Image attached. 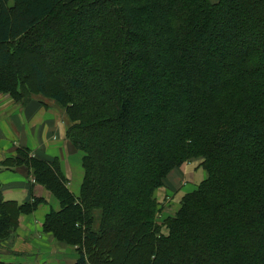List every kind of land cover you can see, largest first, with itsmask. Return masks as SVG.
<instances>
[{
	"label": "trees",
	"instance_id": "16d2710c",
	"mask_svg": "<svg viewBox=\"0 0 264 264\" xmlns=\"http://www.w3.org/2000/svg\"><path fill=\"white\" fill-rule=\"evenodd\" d=\"M77 1L81 0L67 3L64 0H0V68L32 52L34 48H27V41L36 37L42 39L44 33L43 39L55 44L62 29L53 24L54 21L38 27L50 19L57 8L78 14L91 9L96 13L102 11V19L109 25L101 32L102 36L110 35L109 39L99 40L96 37L99 35L85 38L82 45L89 50H84L79 57L81 65L77 70L80 75L88 67L94 84H109L107 97L96 87L85 88L78 76H69L70 69L64 71V79L56 77L59 85L53 86L50 93L49 77L35 62L31 66L35 87L29 82V71L22 68H16L9 79L0 77V91L8 92L17 100L33 94L64 105L71 119L78 121L67 130V138L74 143L72 130L82 135V147L79 146L86 155L82 159L84 177L77 196L66 187L57 159H38L30 156L26 148H21L19 156L10 160L13 167L27 168L34 180L44 184L60 201V209L50 210L45 216L43 228L52 231L60 240L79 245L80 252L74 264H99L96 260L102 264H116V258L107 256L108 249H101L104 239L112 238L114 233L128 236L132 227L141 232L137 252L142 257L135 264H264V131L261 132L263 136H257L256 142L246 144L243 151L240 146L238 149L240 139L232 145L227 142L231 133L236 136L250 129L246 124L243 128L242 122L262 124L259 130H264V53L251 50L240 53L233 39L238 36L240 26V31L258 32L264 41V0H250L263 11V16L259 19L250 13L246 15L244 19L249 28L242 24L241 12L235 10L236 5L246 0H82L71 4ZM250 1L247 10L251 11L253 3ZM79 7L82 8L79 10ZM146 9L150 13H145L148 23L145 27H152L140 29L136 34L130 26L134 28L136 17ZM111 15L113 22L108 20ZM95 16L90 13L88 18ZM207 24L210 32L207 36L201 35ZM230 26L234 31L227 33ZM157 35L159 39L154 41ZM93 42L102 43V48L93 50ZM73 46L76 48L78 44L73 41ZM206 49L212 50V55L202 57ZM239 53L242 56L236 60ZM64 56L67 58L69 52ZM196 56L205 58L216 68L214 81L218 83H213L212 79L213 86L206 84L212 87L213 93L201 105L181 109L173 88L185 95L197 81L191 80L185 90L189 74L179 63L192 64ZM100 61L105 71L98 73L94 66ZM166 62H173L175 67ZM153 82L163 86L154 100L153 95L148 94ZM81 88L85 91L81 99H65L68 89L78 92ZM93 96L102 99L95 102ZM156 105L179 121L178 126L169 127L172 135H166L159 157L144 165L137 164L138 168H128L130 172L126 175H121L113 160L110 164L100 161V154L108 148L112 138H116V150L118 142L122 143L119 146L122 155L126 152L123 143L141 146L144 136L137 133L131 138L128 122L140 117L141 124L145 125L144 132L149 131L153 124L150 123L151 112L159 114ZM157 122L162 130L161 121ZM103 129L107 131L106 137L101 133ZM215 133L220 135L212 139ZM101 136L100 149L95 148L92 141ZM116 153L113 150L110 156L115 159ZM196 155L203 157L206 177L184 196L176 215L168 218L167 234L157 233L151 209L152 193L174 166ZM140 174L146 182L139 178ZM43 175L48 179H43ZM132 175H137L138 181L134 182ZM127 183L137 188L131 197L123 195V198L120 193L128 190ZM120 200H124L123 204ZM40 201L39 197L21 203L5 201L0 192V240L8 238L14 230L19 213H31ZM93 202L103 209V223H106L98 234L78 223L83 219V204ZM120 208L129 222L120 223L114 230L121 222L117 220L114 224L113 221ZM59 219L68 225L67 230L61 228ZM252 228L256 230V240L251 235ZM82 238L87 242H79ZM185 241L191 245H185ZM197 244L201 247L197 248ZM224 250L229 256L222 254Z\"/></svg>",
	"mask_w": 264,
	"mask_h": 264
},
{
	"label": "rangeland",
	"instance_id": "374dc122",
	"mask_svg": "<svg viewBox=\"0 0 264 264\" xmlns=\"http://www.w3.org/2000/svg\"><path fill=\"white\" fill-rule=\"evenodd\" d=\"M70 1H74V0H64L65 3L70 2ZM82 1V0H81ZM81 1H77L71 4H75ZM249 1L250 0H246L245 2L242 1V4H238L235 6V10L237 9V11L241 12L242 14V20L245 27L249 28V23L248 21H246L244 19V17H246V15L249 16L250 15L254 16L256 15V18H261L263 16V11L258 7V5H256L254 2H252L253 4V8H251L250 10H247L249 5ZM80 6V5H78ZM82 7H79V10ZM76 11V10H75ZM140 11V10H139ZM150 13L149 9H146L145 11H141L140 14H138V16L136 17V21H135V26L134 28L132 26H130L131 30L135 31L136 34H139L141 32V30L146 29V28H151L152 26L150 25L149 27H145L146 24L148 25V23L146 22V15L145 13ZM90 13L95 14L96 16L89 19L88 15ZM155 15V14H154ZM112 16V15H111ZM114 17H108L109 22H113ZM50 21H54L53 24L58 25V27L60 29H62L58 36L55 39V44L51 45L50 42L48 43V41L43 38H45V33L41 35L42 39L39 38H35L34 40H28L27 41V48H34L32 52H28L25 53L24 56L20 55V57L18 56V60L19 61H11L8 65L3 66L0 68V77H5V78H10V75L12 74V72L15 71L16 68H22V70H27L29 71V82L31 84L32 87H35V79H34V74H33V68L31 67L32 64L35 62L36 66L43 70L49 77V82H48V89L50 90V93L53 91V86H56L58 84V82L56 81V77H59L60 79H64V71H67L68 69L72 70V73L69 76L72 75H76L78 76V78L80 80L83 81L85 88H94L96 87L100 92H103L102 94H105V97H107V93L108 95L110 94V88H109V84L107 83H101V84H94L91 74L92 72H88V67H86L85 69H83L82 74L77 75V70L78 68H80V62H79V57H81L83 51L85 50L84 46L82 45L83 41L85 40V38H87L89 35H91V37H94L96 35V37H99V40H107L110 38V35H103L105 36V38L102 36L101 32L105 31L107 28H109V25H107L106 21H103L102 19V11L99 12H95V10H90L87 12H85L84 14H78L76 12H71L69 9H55L52 13V15L50 16V19L45 20L41 23V25L38 27H42L45 24L49 25L48 23H50ZM233 27L230 26V28L227 30V33H231L232 31H234V29H231ZM141 29V30H140ZM239 30V34L238 36L234 37V41L236 43H238L239 48H240V53L241 52H248V51H257V53L262 54L264 53V41H262V37L261 35L256 32V31H249L248 29H244L243 31H240L241 27L238 26L237 28ZM79 31V33H78ZM153 31V30H151ZM212 31H214V29H212ZM209 31V25L207 24L205 29L201 32V35H208ZM155 37V35H154ZM159 39V35H157V39L155 38L154 41ZM98 40V38L96 39ZM153 40V39H152ZM73 41H75L78 44V47L75 48V46H73ZM129 41V40H128ZM102 46V43H95L93 42L91 47H93V50H98ZM252 47L254 49H252ZM89 50V49H87ZM85 50V51H87ZM69 52V56L67 58H65L64 53ZM239 53L238 57H236V60H238L239 57H241L242 55ZM86 54V53H85ZM208 54L212 55V50L206 49L205 53L202 54V57L205 55L207 56ZM241 55V56H240ZM30 56V57H29ZM200 58L198 56H196V58L194 59V63L189 64L186 62H182L179 63V65L184 69V70H188L187 73L189 74V80L186 81L185 79V90L188 86V83L192 81H197L194 83V85L191 87V90L187 92V94L184 95V92L180 90H177L175 88H173L172 92L173 95H176L177 97H179V102H180V107L181 109H187L189 110L190 107H194L197 106V104L201 105L202 101L208 97V95L210 93H213V89L210 86H207L206 84H210V80L213 79V83H218L216 81H214L215 79H217V75H216V68L211 65L205 58ZM86 58V57H85ZM186 61V60H185ZM94 62V61H93ZM102 61H100V63H98L97 65L95 64V71L98 73L104 72L105 70L103 69L102 66ZM169 65L170 67L174 68L175 65L173 64V62H166V65ZM103 70V71H102ZM28 73V72H27ZM201 73L202 77L199 78L198 74ZM222 81V80H221ZM221 84V83H220ZM219 84V86H220ZM59 85V84H58ZM218 85V84H217ZM213 86V85H211ZM218 86V87H219ZM162 83H156L153 82L150 85L148 94L151 96L153 95V97H151L153 100L157 99V96L154 95H158L162 92ZM84 89L81 88V91L78 92H74L73 89H68L67 93L65 95V99L66 100H78L81 99L82 97V93L84 94ZM73 93V94H71ZM0 94H3L4 96H9L11 99L14 100L15 103H18L20 105H27L28 103L32 102V103H36L39 107H43L44 109L46 108H51L52 110L56 111V117H58V123L60 125H64L66 128V132L69 128H71L73 125L77 124L78 121H73L71 119V117L69 116V114H67V111L65 109V106L62 105L61 103L56 102L55 100L48 98V97H43L40 95H29V97H22L23 99H15L14 97H12L8 92H1ZM94 100L93 101H98L100 102L102 98H100L99 96H93L92 97ZM109 98V96H108ZM153 104L155 105L156 103L153 102ZM151 106H154V105ZM156 109L159 110V114L155 115V112L152 111L151 115H150V123H153L151 128H149V131H145L144 132V128L145 125L141 124V120L140 117L129 121L128 125L130 126L128 129V131L130 132V137L131 138H135L134 136L138 133L141 134V136H144V140L142 141V145L135 147V146H129L128 144H124L123 145L126 147V152L124 155H122V153H119L120 148L119 146L122 145V143L118 142L117 144V150H116V138H112L108 144V148L103 149L102 153L100 154V161L102 162H106L109 163V161L112 162H116V168L118 170L121 171V175H126L127 173H129L130 171H128V168H132L135 166L137 167V164H147V162L149 160H153L159 157L160 152L163 149V143L165 142V137L166 135L170 136V131H169V127L172 126H178V118L175 117H171L169 115H167V113L165 111H162L161 109L158 108V106H155ZM156 110V111H158ZM143 112V111H142ZM146 112V111H145ZM144 112V115H146ZM142 115V117L144 116ZM155 120V121H154ZM161 121V129H159V127L157 126L158 122L157 121ZM244 124L243 128H246L247 126H249L248 128H250L249 130L245 129V131L241 132L240 134L236 135L231 133L229 138L227 139L228 145L229 144H235L239 139H240V143L238 145V149L239 146L241 147V151H243L244 149H246V144H253L254 142L257 141V136H263V133H261L264 130H259L260 128L263 127L262 124L257 123L256 125L252 124L249 122V124L242 122ZM245 124L247 126H245ZM73 131V137L72 140L74 143H71L69 141V139L66 136V132H65V138L70 146V149L72 150V159H69V161H66V165L67 167H72V164L74 163V173L72 174V184H71V189L70 187H68V179L66 178L65 174L62 171V161L58 160V166H59V170L62 173V175L64 176V178L66 179V187L68 188L69 191H71V193L74 196H77L78 194H80V187H81V181L83 180L84 177V168L82 166L83 164V157L86 155V151H84L81 147L82 145V135L77 133L76 131ZM151 131V132H150ZM144 132V133H143ZM101 133L103 134V137H106L107 135V131H105V129L101 130ZM244 133H247V136H244ZM261 133V134H258ZM215 133V135L212 136V139L215 137H219L220 134ZM172 135V134H171ZM235 136V137H234ZM250 137L253 138V140H250ZM264 137V136H263ZM214 138V139H215ZM100 140H102V136L101 137H97L94 138L92 143L93 146L95 148L100 149ZM81 147H80V146ZM230 148H235V147H230ZM117 151L116 153V158L115 157V153L113 154V156L111 155V152ZM35 157V156H34ZM72 164H71V162ZM145 160V161H144ZM203 157L200 155H196V156H191L188 159L184 160L182 163H180L179 165L174 166L164 177L163 179V183L162 185H160L159 187H157L154 191H153V200L154 202L151 205V209H152V214H153V218L154 221H156L157 224V229L156 232L160 233V234H167L168 232V228L166 225V221L168 220V218L170 217H174L177 213V210L180 208V204L182 199L184 198V196L189 193V192H185V193H181L180 191L183 190V187L185 185H192V182H198L197 186L199 185V183L206 177V171L202 166V161ZM110 164V163H109ZM23 168V167H22ZM138 168V167H137ZM27 169V168H26ZM115 169V168H114ZM31 171V169H30ZM116 173H114L115 175ZM30 175V174H29ZM114 175L112 176V178H110L109 180H112L114 178ZM31 179L33 183H37L39 185H41L42 187H44V189H46V191H48L51 195L55 196L54 193L48 189L44 184H41L37 181L34 180V176L31 174ZM48 179V177H45L43 175V179ZM141 180H143V182H146V178L144 176H142L140 174L139 177ZM132 179L135 181H138V177L137 175H132ZM108 180V181H109ZM70 182V180H69ZM80 182V183H79ZM51 183L54 185V182L51 181ZM80 184V186H78V184ZM146 184V183H145ZM174 186H177L176 188H174ZM194 186V184H193ZM196 186V188H197ZM126 188H128V190L125 192L120 193V196H122L124 198L123 195H125L127 198L131 197L135 191L136 188L134 186V184L131 183H127ZM195 188V189H196ZM193 189V190H195ZM192 190V191H193ZM191 192V191H190ZM33 197H38V196H31L27 201H30ZM41 199V201L38 203L37 207H39V205H41L43 208H52V203H50L45 197V199H43L42 197H39ZM51 198V197H50ZM57 203L59 201L58 198H56ZM121 203L123 204L124 200H120ZM69 203H71V201H69ZM60 201H59V208H60ZM36 207V209H37ZM84 210H83V215H82V220L81 222H78L80 225L84 224V227L88 230V231H92L96 234H98L100 232V229L102 228V226L104 225L103 223V213H102V208L98 205L95 204L94 202L91 204H83ZM87 208V209H86ZM123 208V207H122ZM120 208V211L115 214L114 217V224H117V220H120L121 222H119L115 229L118 228L119 224L121 223V225H123L124 223H127L129 221H127V217L124 216L123 214V209ZM35 209V210H36ZM127 209V208H126ZM45 220V218H44ZM43 220V223H44ZM89 221V222H88ZM88 222V223H87ZM43 223H42V231L48 234V239L50 240L52 237L54 238L55 241L64 243L66 244L67 241L64 240H60L58 238H56L53 234L52 231L50 230H45L43 228ZM58 223L60 224L61 228H65L66 230L68 229V225L65 223L64 220L61 221V219L58 220ZM87 224V225H86ZM106 224V223H105ZM254 230L253 233H251V235H254V239L255 238V234H256V230L255 228H252ZM133 231V232H132ZM112 234V233H111ZM126 235V234H125ZM124 234L121 235V233L119 234H112L111 237L112 238H108L106 237V239H104L105 241V245L101 246L102 248H106L108 249V255L110 256L112 255L114 258H116V264H135L137 260L141 259V253L137 252V248L139 245V240L141 239V232H136V229L134 227L129 229V235L125 236ZM87 239L82 238V240H80L79 242H87L85 241ZM197 242V241H196ZM124 243H127L126 246L124 247ZM251 243H253L251 241ZM185 245H191L190 242L185 241L184 242ZM73 245L75 251H77L79 254V249L77 244H71ZM91 245V244H90ZM201 244H197L196 247L200 248ZM108 246V247H107ZM110 249V250H109ZM105 251V250H104ZM203 251V250H202ZM137 254V255H136ZM222 254H225L226 256H229V253L227 252V250H224V252ZM102 256V255H101ZM211 256V254L209 253V257ZM104 257V255L102 256V258ZM208 257V256H207ZM101 258V259H102ZM97 263L102 264L101 261L96 260Z\"/></svg>",
	"mask_w": 264,
	"mask_h": 264
},
{
	"label": "crops",
	"instance_id": "0c3cea01",
	"mask_svg": "<svg viewBox=\"0 0 264 264\" xmlns=\"http://www.w3.org/2000/svg\"><path fill=\"white\" fill-rule=\"evenodd\" d=\"M58 122L56 111L51 108L44 109L32 102L20 105L9 96L0 94V192L2 199L21 203L26 202L31 196H38L52 203V208H43L39 205L31 213H19L18 223L14 230L10 232L8 238L0 240V264H74L78 258V252L75 251L73 245L60 244L53 237L49 240L48 234L42 231V223L47 213L50 210L60 209L59 201L57 203L56 197L44 187L33 183L27 169L22 166L13 167L10 164L11 159L19 156L21 148H26L30 156L38 159L48 161L57 159L62 161L61 169L70 187L74 163L72 164L70 160L72 167H67L66 161L72 159V150L65 138L66 128ZM199 181L192 182L194 186L193 184L185 185L180 192L192 191Z\"/></svg>",
	"mask_w": 264,
	"mask_h": 264
}]
</instances>
